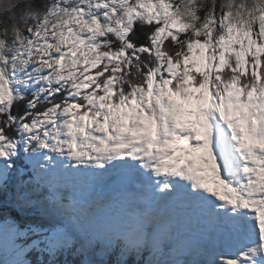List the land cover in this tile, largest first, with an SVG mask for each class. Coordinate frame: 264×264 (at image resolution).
Masks as SVG:
<instances>
[{
    "label": "snow or ice",
    "instance_id": "6c2138e0",
    "mask_svg": "<svg viewBox=\"0 0 264 264\" xmlns=\"http://www.w3.org/2000/svg\"><path fill=\"white\" fill-rule=\"evenodd\" d=\"M0 264H264V0H0Z\"/></svg>",
    "mask_w": 264,
    "mask_h": 264
},
{
    "label": "trees",
    "instance_id": "16d2710c",
    "mask_svg": "<svg viewBox=\"0 0 264 264\" xmlns=\"http://www.w3.org/2000/svg\"><path fill=\"white\" fill-rule=\"evenodd\" d=\"M61 259H63V257H61ZM131 259H134V258H130V260H131Z\"/></svg>",
    "mask_w": 264,
    "mask_h": 264
},
{
    "label": "rangeland",
    "instance_id": "374dc122",
    "mask_svg": "<svg viewBox=\"0 0 264 264\" xmlns=\"http://www.w3.org/2000/svg\"><path fill=\"white\" fill-rule=\"evenodd\" d=\"M198 164H200V162L198 161Z\"/></svg>",
    "mask_w": 264,
    "mask_h": 264
}]
</instances>
